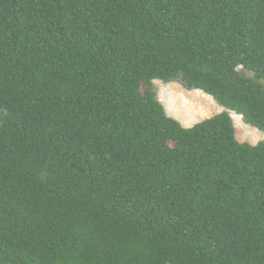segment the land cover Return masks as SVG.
<instances>
[{
    "label": "trees",
    "instance_id": "16d2710c",
    "mask_svg": "<svg viewBox=\"0 0 264 264\" xmlns=\"http://www.w3.org/2000/svg\"><path fill=\"white\" fill-rule=\"evenodd\" d=\"M225 111L183 127L153 82ZM264 0H0V264H264Z\"/></svg>",
    "mask_w": 264,
    "mask_h": 264
},
{
    "label": "rangeland",
    "instance_id": "374dc122",
    "mask_svg": "<svg viewBox=\"0 0 264 264\" xmlns=\"http://www.w3.org/2000/svg\"><path fill=\"white\" fill-rule=\"evenodd\" d=\"M153 88L167 116L179 122L183 127H191L225 111L210 96L198 90L188 91L177 83L164 84L154 81ZM230 116L238 142L255 145L264 140L263 132L246 125L240 116L233 113H230Z\"/></svg>",
    "mask_w": 264,
    "mask_h": 264
}]
</instances>
